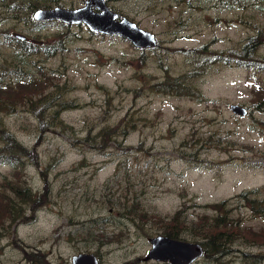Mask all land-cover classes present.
<instances>
[{
	"label": "rangeland",
	"instance_id": "1",
	"mask_svg": "<svg viewBox=\"0 0 264 264\" xmlns=\"http://www.w3.org/2000/svg\"><path fill=\"white\" fill-rule=\"evenodd\" d=\"M12 1L8 6L0 0V83L43 72L50 76L49 95L74 106L60 113L66 127L41 128L27 105L1 113L32 155L0 157V191L3 181L14 182L17 174L33 190H43V173L51 190L29 221L9 227L4 220L8 231L0 236V264H32L28 254L37 251L49 264L68 262L81 251L95 252L102 264L133 259L170 264L143 260L148 237L163 233L154 219L128 215L134 202L161 216L185 203L184 215L193 219L213 212L202 205L226 200L229 216L240 217L242 227L264 229V213L237 197L259 187L264 199V67L240 65L231 54L258 33L255 56L264 59V0H106L155 33L157 44L149 48L91 31L82 22L36 23L21 5L28 0ZM83 3L48 0L49 6ZM18 34L38 49L61 37L63 48L49 55L27 53ZM195 49L204 52L190 51ZM218 53L223 57H215ZM194 70L198 74L187 83L205 98L157 90L156 82L167 74ZM231 103L245 106L247 113H233ZM49 106L48 121L54 109ZM125 114L134 122L127 136L117 135L102 149L87 146L88 130L116 124ZM181 236L192 240L188 233ZM191 264H264V246L241 236L225 254L202 255Z\"/></svg>",
	"mask_w": 264,
	"mask_h": 264
},
{
	"label": "trees",
	"instance_id": "2",
	"mask_svg": "<svg viewBox=\"0 0 264 264\" xmlns=\"http://www.w3.org/2000/svg\"><path fill=\"white\" fill-rule=\"evenodd\" d=\"M9 4L15 2L6 0ZM22 6L27 7L29 14L32 15L37 7L49 6L48 0H28V4L21 2ZM50 20H35L36 23H51ZM59 21V20H58ZM61 36V35H60ZM26 38V37H25ZM22 39L16 36V40L21 47H24L27 53L30 52H45L48 55L55 53L57 50L63 48L61 37L55 44L43 45L41 49L30 46L33 42L27 39ZM260 34L248 36L242 43L239 50L235 52L234 59L238 64L245 66H254L257 68L264 67V59L262 56H255L257 45L259 43ZM28 44V46L26 45ZM203 49V48H201ZM201 49L190 50L191 52H198L201 54ZM201 56V55H200ZM222 58L223 56L216 54L215 57ZM218 58V59H219ZM16 66V64H13ZM196 70L179 75L167 74L166 77L156 82L157 90L163 92L178 94V95H195L196 97H203L199 87L190 85L187 80L194 77ZM50 76L46 73L40 72V76H33L29 80L16 81L10 80L7 83H0V157H7L8 159L32 155L31 151L22 145L16 137L4 125L3 116L1 113L10 114L18 109L19 106H28L29 110L33 112L38 120L41 128H45L48 124L55 126H68L61 118L60 113L63 110L72 108L74 105L70 101L56 100V95L50 96L52 92L46 91ZM55 83L51 81L50 87H54ZM153 86V85H152ZM259 101L263 98L258 96ZM54 102L51 105V102ZM54 106L51 112V118L46 120L49 114L48 106ZM49 106V107H50ZM39 127V129H40ZM134 127V122L129 119L127 114L123 115L116 124L107 125L95 133L91 130L83 138L87 146L102 149L109 144V141L116 138V136L125 137ZM16 180L11 182L4 180L3 190L0 191V236L5 233L4 220H8L9 227L16 225L19 222L29 221L34 217V211L46 204L49 200L51 187L47 181L45 173V185L43 190H33L21 176L17 174ZM262 189L255 187L251 190H245L238 194V198L249 201L250 207L254 212L264 213V199L258 197L262 194ZM213 209L212 213L203 212L196 215V218L188 219L184 215V210L187 207L185 203L178 207L171 215L161 216L157 213H149L140 207L137 202L132 203L131 207L127 209L128 215L135 219L151 218L159 223L161 231L165 235L171 237L183 238L181 235L188 233L192 240L200 241L204 246L205 257L215 258L222 253L225 254L230 248V245L241 236L250 243H261L264 246V229L256 230L250 226L242 227L239 223V218L233 219L229 216L231 207H228L226 200H221L214 203L204 204ZM31 208V209H30ZM30 209L32 214L27 215V210ZM189 240V239H188ZM28 259L32 264H49L45 254L42 251L36 253H29ZM138 259L128 260L122 264H136Z\"/></svg>",
	"mask_w": 264,
	"mask_h": 264
},
{
	"label": "water",
	"instance_id": "3",
	"mask_svg": "<svg viewBox=\"0 0 264 264\" xmlns=\"http://www.w3.org/2000/svg\"><path fill=\"white\" fill-rule=\"evenodd\" d=\"M36 20L58 19L65 23H85L91 31L105 34H118L129 39L135 46L149 48L157 44L154 32L140 27L136 22L120 15L108 6L105 0H85L77 7L52 5L37 7L33 12ZM22 39L25 35H16ZM233 113L245 115L248 109L239 104L231 103ZM150 248L143 260L168 261L170 264H191L204 253L200 241L156 234L148 237ZM61 264H102L93 251L74 253L70 261Z\"/></svg>",
	"mask_w": 264,
	"mask_h": 264
},
{
	"label": "flooded vegetation",
	"instance_id": "4",
	"mask_svg": "<svg viewBox=\"0 0 264 264\" xmlns=\"http://www.w3.org/2000/svg\"><path fill=\"white\" fill-rule=\"evenodd\" d=\"M85 1V0H84ZM106 1V0H105ZM106 3H107V1H106ZM108 4V3H107ZM109 6V5H108ZM110 7V6H109ZM111 8V7H110ZM115 11V10H114Z\"/></svg>",
	"mask_w": 264,
	"mask_h": 264
}]
</instances>
